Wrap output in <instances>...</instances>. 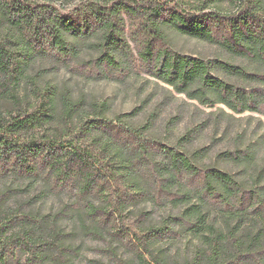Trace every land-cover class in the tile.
I'll return each instance as SVG.
<instances>
[{"label":"trees","instance_id":"16d2710c","mask_svg":"<svg viewBox=\"0 0 264 264\" xmlns=\"http://www.w3.org/2000/svg\"><path fill=\"white\" fill-rule=\"evenodd\" d=\"M66 3L0 0V182L39 183L36 203L71 198L61 212L41 215L16 211L11 201L23 189H0V264H70L81 251L67 245L73 232L57 222L73 214L83 236L106 246V264H264V165L255 162L264 136L230 156L249 176L201 166L196 152L149 139L147 126L111 119L108 102L76 97L38 69L49 63L117 83L145 75L191 100L214 97V104L264 118V73L183 56L168 37L174 31L264 66V0ZM84 48L97 56L81 60ZM216 69L262 87L241 89L213 76ZM146 202L186 208L147 225L150 212L133 210ZM184 231L202 237V246L191 259L171 261L161 243Z\"/></svg>","mask_w":264,"mask_h":264},{"label":"rangeland","instance_id":"374dc122","mask_svg":"<svg viewBox=\"0 0 264 264\" xmlns=\"http://www.w3.org/2000/svg\"><path fill=\"white\" fill-rule=\"evenodd\" d=\"M85 1L87 0H66V5L70 9ZM168 37L173 49L183 56L202 59L205 62L220 60L244 67L249 71L257 70L264 73V66L248 58L234 55L218 45L180 35L174 31L169 32ZM95 56H97L95 50L84 48L80 59H90ZM38 69L48 70L47 79L60 86H69L76 97L85 96L88 102H108L110 106L108 116L111 119L128 116L126 120L132 125L140 128L147 126L144 135L149 139L159 140L190 154L196 152L200 155L196 161L201 166H215L229 173L243 174L244 177L251 174L249 169L244 174L246 164L241 165L233 161L230 156L238 150L247 152L255 141L264 136V118L259 114L236 113L222 104H214L217 101L214 97H209L207 103L191 100L187 95L178 93L174 87L145 75L133 76L125 83H117L77 77L66 69L49 63L38 65ZM212 74L241 89L262 87L251 79L224 73L219 69ZM255 162L259 166L264 165V145L260 147ZM9 187L24 190L11 201L18 204L20 209H15L19 212L33 210L41 215H55L71 202L69 196H49L37 203L33 202V198L42 190L39 183L28 184L12 178L0 182L1 190ZM192 202L194 204L196 200ZM181 206L156 207L151 202H146L133 210L150 212L147 225H151L161 224L170 212L182 213L186 207ZM69 216L59 219L57 228L73 232L66 243L81 251L80 256L73 258L70 264H95L96 261L106 264L107 258L104 253L106 246L83 236L77 228L75 214L73 218ZM202 243V237L184 231L181 238L162 242L161 251H165L171 261L176 259L183 262L191 259L194 251L201 247ZM119 246L118 242L112 244L113 248ZM118 252L122 257L129 256L124 248H119Z\"/></svg>","mask_w":264,"mask_h":264}]
</instances>
